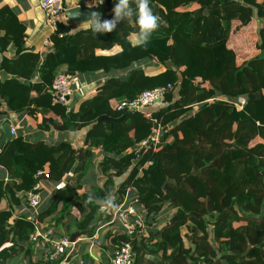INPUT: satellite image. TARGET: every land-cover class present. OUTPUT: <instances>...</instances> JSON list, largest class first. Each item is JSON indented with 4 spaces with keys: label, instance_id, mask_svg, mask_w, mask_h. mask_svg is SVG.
I'll return each mask as SVG.
<instances>
[{
    "label": "trees",
    "instance_id": "trees-1",
    "mask_svg": "<svg viewBox=\"0 0 264 264\" xmlns=\"http://www.w3.org/2000/svg\"><path fill=\"white\" fill-rule=\"evenodd\" d=\"M97 1L90 9L111 19L114 0ZM84 2L80 4L86 9ZM195 4L200 9L192 10ZM150 5L161 21L146 47L129 42L137 31L134 18L97 37L89 29L72 34L70 26L60 23L43 58L26 47L27 27L17 14L9 7L0 10V72L12 77L4 83L0 79V107L5 105L14 114L53 113L61 123L44 117L41 129H50V123L61 131L88 128L91 145L76 150L69 142L50 146L17 136L0 151V170L8 173V182L0 180V264H8L20 251L33 256L29 236L36 221L68 233L78 225L93 236L98 206L86 204L89 194H80L93 165L91 147L104 152L101 169L110 176L102 188L94 189L95 197L112 194L114 177H124L115 195L118 207L132 190L146 212V222L148 218L158 225L167 209H176L166 225L148 231L149 238L140 227L132 235L115 233L117 247L128 244L134 256L139 253L132 264H143L146 254L158 256V264H264V60L259 59L264 50V0H150ZM253 20L260 23L256 44L260 53L236 65L228 48L233 23L240 21L245 27ZM115 46L121 51L96 55L97 50ZM8 47L15 51L13 58L4 56ZM142 61L166 70L149 76L132 68ZM168 62L179 72L168 69ZM126 70H130L126 77L109 78L76 112L53 104L49 91L60 75ZM168 85L173 90L150 114L112 107L113 101H131ZM239 97L247 102L242 110L235 106ZM102 117L116 120L98 123ZM160 127L164 129L156 148L141 151L140 156L129 153ZM41 170L56 183L72 171L75 176L55 191L41 214L31 218L21 210ZM6 198L10 206L2 210ZM72 208L83 216L74 219V225L66 220ZM147 240L155 242L148 246ZM40 251L47 254L48 246ZM40 254L39 262L28 264L46 263ZM86 257L82 249L76 250L67 264L85 262Z\"/></svg>",
    "mask_w": 264,
    "mask_h": 264
},
{
    "label": "crops",
    "instance_id": "crops-1",
    "mask_svg": "<svg viewBox=\"0 0 264 264\" xmlns=\"http://www.w3.org/2000/svg\"><path fill=\"white\" fill-rule=\"evenodd\" d=\"M65 1L67 3V8H72L77 6L81 7L80 4L81 0H65ZM97 2H98L97 0H85L84 5L86 9H90L94 6H97ZM5 7H9L10 9H12L17 14L19 21L25 24V26L27 27L26 47L30 51L39 53L43 58L51 50V45L47 46L46 42L49 41L51 43L50 38L52 36V31L47 24L45 13L40 8L39 0H0V10ZM198 9H200V6L195 4L192 10H198ZM102 15L103 17L101 19H103L106 16L104 14ZM62 24H64L65 26H70L72 34H75L82 30H87V28L84 26L83 23H71L68 21L67 17L62 20ZM259 25L260 23L258 20H253L248 26L245 27H242L240 21L234 22L233 31L228 43L229 50L232 51L236 56L244 57L249 55L250 52L248 51V47L246 46V43L245 42L241 43L240 41L241 40L245 41L246 38L253 39L254 37L253 33L255 32L256 35L258 34L257 30ZM256 39L258 40V35L256 36ZM120 51H121V47L115 46L110 51L97 50L96 55H113ZM4 56L8 58H13L15 56L14 49L12 47H8V50L4 53ZM243 62L241 63L235 62V63L236 65H241ZM132 68H141L149 76L157 75L166 70L163 65L154 63L152 61L139 62L137 64H134ZM130 70L112 71L110 73L100 72L95 76H88V75L75 76L77 77V83L76 86L74 87V96L71 98L69 105H67V107L69 108L68 110L69 111L73 110L75 112L78 111L81 102L92 98L96 94L98 89H100L104 85L105 81H107L109 78L112 77L115 78L126 77ZM36 95H37L36 93H33V96ZM217 99L219 100V98ZM161 105L160 104L153 105L144 109L143 111L146 114H150L156 111L158 108H160ZM194 108L197 109L198 105H194ZM44 117L52 119L55 124L61 123L60 118L54 115L53 113L44 114L41 113L40 111H37V113L26 112L23 114H14L8 111L5 105H2L0 107V138L3 135L2 127L5 124L9 123L11 125V128L16 129L17 136H23V138L26 141L32 143L43 141L44 143L50 146H55L61 142H69L72 145V147L76 150L90 148L91 145L88 144V140H87L88 132L90 129L88 128L78 129V130L71 129L67 131H61L55 129L54 126L50 123L51 128L43 130L40 128L41 126L40 124H42ZM155 131L156 129L154 130L153 135L155 134ZM91 149L93 151V158H92L93 165L90 167L86 177L83 180V189L80 191V194L91 193L92 195H94L95 194L94 189L97 187L102 188L107 182L108 178L110 177L109 174L108 175L104 174L101 169V164L103 162V159L105 158V154L102 151V149L99 147H91ZM132 152H135L137 156H140L139 155V153L141 152L140 146H137V148L129 151V153ZM73 176H75V172L72 171V173L66 175L58 183H56L53 180H50L47 184H45V189L43 190L42 193V203L39 210L38 211L31 210L30 208H28L27 205L24 204V207L21 210V212L28 215V217L31 218L37 217L46 209V207L48 206V200L55 193V191L59 187H62V184H67L71 182L73 180ZM0 180H5L6 182H8V173L5 170H0ZM114 180H115V187L112 196L115 198V195L120 185L125 180V178L114 177ZM128 191H130V194L132 196H136L134 195V192L132 190H128ZM9 206H10L9 201L6 198L1 205V209L5 210L9 208ZM137 209L140 215L142 216V218L144 219L143 221L144 226L140 227V228H144V230L141 231V233L146 232L147 238H149L148 231L150 229L156 230L157 228H162L164 225L168 223V221L171 219L173 214L176 213V209L169 208L168 212L162 215V218L159 221L160 223L156 225L157 224L156 221L151 223L148 218L146 222L145 219L146 212L141 204L137 206ZM73 211H75L78 215L76 216L72 215V217L77 221H80L83 218L81 213L78 211L77 208L75 209L72 208L71 212ZM16 215L17 214L14 215V218ZM66 220L68 222V218ZM111 222H112L111 212H104V213L99 212V217L96 223L92 225V227H94L95 229L93 236L88 237L87 232L85 231L86 235L81 236V238L79 237L80 239L78 238L79 240L76 243L75 249L76 250L82 249V254L88 256L86 257L87 259L85 261V264H95V262L89 257L87 250L93 252L95 255L97 254L96 256L102 257L101 259H105L115 252V249L117 247L115 242L113 241L114 236L116 235L115 233L120 232L122 234L123 232H125V230L122 224H115ZM39 224L43 226V228H49V226L43 225L42 223ZM71 224L74 225L75 220L74 222H71ZM77 226L74 225L71 229L72 230L71 233L69 234H73L75 232H84V231H80L77 228ZM101 226L104 227L102 228ZM98 228L99 229L101 228L99 232V236L97 239H94ZM184 231L186 235L187 230ZM148 241L149 240H147L146 242L148 246H150L152 243L155 242V241L154 242H148ZM185 244H186V248L190 247V242L188 240H185ZM8 246H11V244H8ZM37 254L41 256L40 253ZM19 255H23V257H27L26 252H24L23 254H21L20 252ZM158 261L159 258L156 255L146 254L143 257V264H149V262L158 264ZM28 263L27 262L18 263L13 259L10 262H8V264H28Z\"/></svg>",
    "mask_w": 264,
    "mask_h": 264
},
{
    "label": "built area",
    "instance_id": "built-area-1",
    "mask_svg": "<svg viewBox=\"0 0 264 264\" xmlns=\"http://www.w3.org/2000/svg\"><path fill=\"white\" fill-rule=\"evenodd\" d=\"M39 5L45 13L47 24L50 27L52 34L57 33L58 26L62 20L66 18V1L65 0H39ZM63 37L64 35H60ZM46 45H51L49 41ZM77 83V77H70L67 75H60L54 82L52 89L49 91L52 94L53 104L69 105L71 98L74 96V87ZM169 90H173L172 85L158 88L153 91H147L138 98L131 101H113V109L118 112L125 111H143L144 109L158 104H163L164 97ZM246 99L239 97L235 103L237 109L242 110L246 105ZM162 128H158L155 134L149 139L142 142L140 151H148L151 148H156L161 143ZM12 135L17 136L16 129L12 128ZM152 165L151 162L148 163ZM37 182L33 189L27 192L26 203L30 209L38 211L42 203V193L45 189V184L51 180V175L46 171H39L36 174ZM64 186V184H62ZM140 204L137 196H132L130 191L125 195L123 203L118 207V210L112 211V222L115 224H122L125 232L128 235L134 234L136 228L143 227L144 219L140 215L137 206ZM102 228L104 226H101ZM101 229V228H100ZM100 229L96 231L94 239L99 236ZM55 232H59L54 228H43L38 222H35V230L29 236V243L33 248L48 246V253L43 254V259H50L56 261L58 264H67V259L76 252V243L71 242L70 238H59L55 236ZM89 257L94 258L92 254ZM95 259V258H94ZM95 264H132L134 262V253L131 245H124L117 249L112 255L105 259L94 260ZM81 260V259H80ZM79 260V261H80ZM80 264H85L81 260Z\"/></svg>",
    "mask_w": 264,
    "mask_h": 264
},
{
    "label": "clouds",
    "instance_id": "clouds-1",
    "mask_svg": "<svg viewBox=\"0 0 264 264\" xmlns=\"http://www.w3.org/2000/svg\"><path fill=\"white\" fill-rule=\"evenodd\" d=\"M114 15L111 19H101L98 12H91L90 18L83 22L84 26L91 31L94 37L112 33L122 21L134 18L137 31L128 37L133 47H146L150 42L152 34L160 27L161 18L153 12L150 0H114L112 9ZM86 204H96L102 213L118 210L115 198L108 194L104 198H97L89 193Z\"/></svg>",
    "mask_w": 264,
    "mask_h": 264
},
{
    "label": "water",
    "instance_id": "water-1",
    "mask_svg": "<svg viewBox=\"0 0 264 264\" xmlns=\"http://www.w3.org/2000/svg\"><path fill=\"white\" fill-rule=\"evenodd\" d=\"M94 10L91 9H85L82 8L80 6L77 7H72V8H68L66 11V17L68 19L69 22L71 23H83L85 20H87L88 18H90V14L91 12H93ZM97 12V11H95ZM101 16V18L103 17L102 13L98 12ZM259 59L264 60V50L259 54ZM166 67L170 70H172L173 72L178 73L179 69L176 68L172 63L168 62L166 63ZM12 77L10 75H8L5 71H1L0 72V79L1 81L4 83L7 80H10ZM70 112H73V110H71ZM127 116L124 115L122 118L116 120V119H111L109 117H102L98 120V123H102L104 121H110V120H116V121H122L125 119V117ZM2 131H3V135L0 138V151L3 150L6 145L12 141L14 139V136L12 135V128L11 125L9 123L5 124L2 127ZM141 159V158H140ZM139 162V160H136L135 163L137 164ZM166 183L164 184L163 188H165ZM86 232H75L71 235V242L73 243H77V241L81 238V236H85ZM80 237V238H79ZM79 238V239H78ZM139 253L136 254V260L138 259Z\"/></svg>",
    "mask_w": 264,
    "mask_h": 264
},
{
    "label": "rangeland",
    "instance_id": "rangeland-1",
    "mask_svg": "<svg viewBox=\"0 0 264 264\" xmlns=\"http://www.w3.org/2000/svg\"><path fill=\"white\" fill-rule=\"evenodd\" d=\"M67 6V5H66ZM253 35H254V37H253V39H249V38H246L245 39V41H243V40H241L240 42L241 43H246V46L248 47V51L250 52V54L249 55H247V56H244V57H240V56H234V58H233V61L234 62H239V63H241V62H243V61H246V60H248V59H250V58H253L255 55H257V54H259L260 52L259 51H257L256 50V44H257V39H256V33L254 32L253 33ZM256 50V51H255ZM247 51V52H248ZM92 185V184H91ZM94 187V186H93ZM120 188V187H119ZM123 203V202H122ZM26 205H27V203H26ZM28 206V205H27ZM28 208H29V206H28ZM75 209V208H74ZM171 209H174V208H171ZM32 210V209H31ZM71 211V210H70ZM69 211V212H70ZM167 212H168V209L166 210ZM100 212V211H99ZM109 212H112V211H109ZM72 213V215H74V216H76V215H78L75 211H73V212H71ZM164 216H166V215H164ZM68 222L69 223H71V222H74V218L72 217V216H70V217H68ZM169 222V221H168ZM69 233L68 232H55V236H56V238L57 239H59V238H70L71 239V235L72 234H70V235H68ZM97 243V242H96ZM96 243H94V244H96ZM7 246H8V244H7ZM124 245H122V246H120V247H116V249H115V252H116V250L117 249H120V248H122ZM43 247V246H42ZM42 247H39V248H33V250L35 251V254H33V256H32V259L30 258V257H23V255H19L20 253H18L14 258H13V260H15V261H17L18 263H28V262H30V261H34L35 263H37V262H39V260L40 259H42V255L41 256H39L38 254H37V252H39V253H42V254H44L43 252H41L40 250H41V248ZM21 252V254H23L24 252L23 251H20ZM87 253L88 254H92L93 255V257L95 258H92V259H94V260H101V258L102 257H100V256H96L93 252H91V251H89V250H87ZM148 255H150V254H148ZM139 257V256H138ZM136 256H134V261H137L136 259ZM80 262H81V260L79 261V262H77V263H75V264H80ZM43 264H58V262H56V261H51L50 259H48L47 260V262L46 263H43ZM96 264H99V263H96Z\"/></svg>",
    "mask_w": 264,
    "mask_h": 264
}]
</instances>
